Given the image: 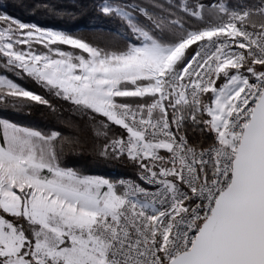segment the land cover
<instances>
[{
	"label": "snow or ice",
	"instance_id": "6c2138e0",
	"mask_svg": "<svg viewBox=\"0 0 264 264\" xmlns=\"http://www.w3.org/2000/svg\"><path fill=\"white\" fill-rule=\"evenodd\" d=\"M20 6L119 28L0 11V109L69 105L135 178L85 174L65 161L78 136L0 118V264H264V0Z\"/></svg>",
	"mask_w": 264,
	"mask_h": 264
},
{
	"label": "trees",
	"instance_id": "16d2710c",
	"mask_svg": "<svg viewBox=\"0 0 264 264\" xmlns=\"http://www.w3.org/2000/svg\"><path fill=\"white\" fill-rule=\"evenodd\" d=\"M64 2L67 3L68 0H64ZM158 2L166 5L169 0H158ZM254 2H258V0H254ZM20 3L21 0H0V11H7L26 22L37 23L43 27L63 28L68 31L89 32L93 29H104L115 32L119 28V25L113 21L97 19L92 15L75 20L58 18L46 15L40 11H29L21 7ZM3 71V69H0V73ZM8 75L26 88L43 93V90L33 81L19 80L12 76L11 73H8ZM57 103L59 110L56 114H51L42 107L33 108L30 115L16 112L12 109H0V118H7L20 125L30 126L43 131H60L64 136H78L83 143L82 150L78 154L69 153L65 157V161L67 166H71L85 174L102 175L110 179L135 175L131 168L118 162H101L97 160L92 152L94 132L89 125L87 117L81 118L79 114L71 110L69 105L62 102ZM68 125H74L75 127ZM193 138L195 140L200 139L199 135H194Z\"/></svg>",
	"mask_w": 264,
	"mask_h": 264
},
{
	"label": "built area",
	"instance_id": "2783aa9c",
	"mask_svg": "<svg viewBox=\"0 0 264 264\" xmlns=\"http://www.w3.org/2000/svg\"><path fill=\"white\" fill-rule=\"evenodd\" d=\"M123 177H125V178H127V177H133V178H135V175H133V176H123Z\"/></svg>",
	"mask_w": 264,
	"mask_h": 264
}]
</instances>
